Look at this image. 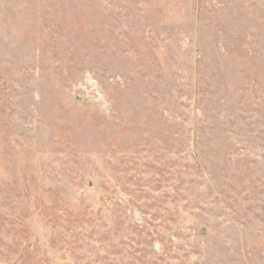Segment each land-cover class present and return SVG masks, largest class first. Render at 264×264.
Wrapping results in <instances>:
<instances>
[{"label": "rangeland", "instance_id": "obj_1", "mask_svg": "<svg viewBox=\"0 0 264 264\" xmlns=\"http://www.w3.org/2000/svg\"><path fill=\"white\" fill-rule=\"evenodd\" d=\"M0 264H264V0H0Z\"/></svg>", "mask_w": 264, "mask_h": 264}]
</instances>
